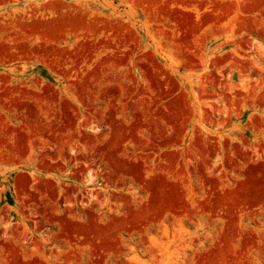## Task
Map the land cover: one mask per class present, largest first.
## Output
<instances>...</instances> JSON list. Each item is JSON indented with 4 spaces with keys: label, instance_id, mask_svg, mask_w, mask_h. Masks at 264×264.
Segmentation results:
<instances>
[{
    "label": "rangeland",
    "instance_id": "1",
    "mask_svg": "<svg viewBox=\"0 0 264 264\" xmlns=\"http://www.w3.org/2000/svg\"><path fill=\"white\" fill-rule=\"evenodd\" d=\"M0 264H264V0H0Z\"/></svg>",
    "mask_w": 264,
    "mask_h": 264
}]
</instances>
